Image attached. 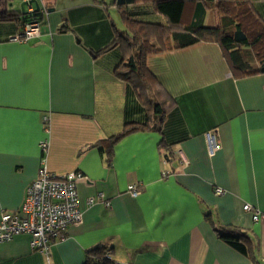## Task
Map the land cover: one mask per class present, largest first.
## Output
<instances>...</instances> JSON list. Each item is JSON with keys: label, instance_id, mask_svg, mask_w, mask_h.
I'll list each match as a JSON object with an SVG mask.
<instances>
[{"label": "crops", "instance_id": "0c3cea01", "mask_svg": "<svg viewBox=\"0 0 264 264\" xmlns=\"http://www.w3.org/2000/svg\"><path fill=\"white\" fill-rule=\"evenodd\" d=\"M36 1L40 35L11 40L19 21L0 22V214L19 211L46 166L86 176L77 185L83 222L48 253L32 249L28 233L1 242L0 264H97V248L110 249L114 264H264V223L243 208L264 211V72L236 77L214 42L167 47L196 22L218 25L215 7L189 3L176 30L153 3L125 7L132 20L167 29L152 39L160 51L147 66L175 104L160 131L136 130L109 153L98 145L148 118L136 89L115 74L122 46L100 52L126 29L122 10L116 0ZM253 4L264 19V0ZM253 55L247 61L260 71ZM214 128L221 148L210 156L205 133ZM132 183L142 187L136 197ZM217 227L246 232L253 250H238Z\"/></svg>", "mask_w": 264, "mask_h": 264}, {"label": "trees", "instance_id": "16d2710c", "mask_svg": "<svg viewBox=\"0 0 264 264\" xmlns=\"http://www.w3.org/2000/svg\"><path fill=\"white\" fill-rule=\"evenodd\" d=\"M8 1L3 0L6 6ZM142 1L153 3L156 11L164 15L168 19L171 29L175 30L182 25V17L189 3H195L200 6L203 4L208 8L215 7L214 9L217 10L220 18L218 25L211 26L196 22L190 27H186L183 33H173L172 36L177 39L176 43L167 47L169 49H177L199 42H214L221 46L224 57L236 77L264 72V19L255 9L253 0H216V3H214V0ZM207 1L210 2L208 3ZM134 2L136 0H116L122 10L126 29L123 31L116 29V37L113 42L101 49L100 52L107 51L116 45L122 46L126 58L116 67L115 74L136 89L146 107L148 118L144 123H127L120 133L107 139V146L103 145L104 142L98 145L102 150L104 147L108 149L109 153L117 142L136 130L152 128L160 131L164 118L175 104L167 89L147 66V56L150 53L160 51L157 48V44L152 43V39L158 37L164 39L167 35V29L158 24L132 20L125 7ZM6 6L5 8H0V22L7 20L19 21L22 30L26 21L24 19L27 17L41 20L39 10L32 14H23L22 12H10ZM198 8L194 12L197 13ZM226 37L231 38V41H225ZM162 45L166 46L167 44L164 42ZM247 50L254 51L258 60L262 62L260 71H252L253 67L247 61V57L250 55ZM216 230L222 238L238 250L242 252H251L253 250L247 241L248 234L246 232H241L240 229L233 227H217ZM107 250L97 248L93 251L98 256L97 264H114L105 258ZM87 264H90V262Z\"/></svg>", "mask_w": 264, "mask_h": 264}, {"label": "built area", "instance_id": "2783aa9c", "mask_svg": "<svg viewBox=\"0 0 264 264\" xmlns=\"http://www.w3.org/2000/svg\"><path fill=\"white\" fill-rule=\"evenodd\" d=\"M26 13L32 14L35 10L34 0H24ZM46 11L45 9L42 12ZM29 16V15H28ZM22 30L11 36V40L27 41L41 33V20L27 17ZM208 152L210 156L220 150L218 128L205 133ZM41 146L46 149L48 141L43 140ZM170 171H163L167 176ZM86 176L81 171H72L63 175L53 173L46 166L39 170L38 177L28 186L24 202L15 213L2 211L0 214V243L12 240L16 235L28 233L31 237L32 249L48 253L51 246L64 238L66 231L72 224L83 222V212L79 204L78 181ZM128 192L132 196H138L142 187L140 183H132L128 186ZM217 195L225 193V189L217 186ZM103 193L88 198L90 205L102 199ZM108 205L109 202H106ZM245 211L251 213L254 222L264 223V211L250 203L243 205ZM105 258L113 261L111 250L108 249ZM125 264H134L127 262Z\"/></svg>", "mask_w": 264, "mask_h": 264}, {"label": "rangeland", "instance_id": "374dc122", "mask_svg": "<svg viewBox=\"0 0 264 264\" xmlns=\"http://www.w3.org/2000/svg\"><path fill=\"white\" fill-rule=\"evenodd\" d=\"M22 0H9L8 1V9H9V11L10 12H18V13H20L21 11H22V7H21V4H22ZM219 2V1H218ZM0 8L2 9V8H5V6H6V4H4V2H3V0H0ZM207 24L208 25H213V21H211V20H208L207 21ZM247 52H249V54H254L253 56H255L256 57V55H255V53H254V51H252V50H247Z\"/></svg>", "mask_w": 264, "mask_h": 264}, {"label": "water", "instance_id": "95a60500", "mask_svg": "<svg viewBox=\"0 0 264 264\" xmlns=\"http://www.w3.org/2000/svg\"><path fill=\"white\" fill-rule=\"evenodd\" d=\"M34 2L36 3V8H35V10L38 11V10H39V7H40V6H39V3H38L36 0H34ZM24 5H25V2H23V3H22V6H21V7H22V11H21V12H22L23 14L26 13V11H25V9H24Z\"/></svg>", "mask_w": 264, "mask_h": 264}]
</instances>
